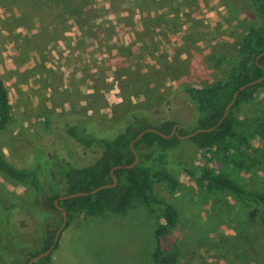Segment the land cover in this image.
Instances as JSON below:
<instances>
[{
	"label": "rangeland",
	"instance_id": "1",
	"mask_svg": "<svg viewBox=\"0 0 264 264\" xmlns=\"http://www.w3.org/2000/svg\"><path fill=\"white\" fill-rule=\"evenodd\" d=\"M256 24L261 19L248 0H0V75L12 114L0 131V154L15 168L35 170L52 195L65 163L91 165L102 148L82 146L47 121L99 138L114 137L134 113L153 125L172 120L192 128L197 111L185 87L223 79ZM261 114L264 85L237 116L251 122ZM254 144L263 158L253 171L217 168L259 193L264 142ZM166 161L180 186L172 194L155 187L178 213L162 244L177 247L180 263L264 264L260 206L198 188L194 177L206 165L190 141L166 150ZM160 213L134 204L122 213L78 216L62 229L51 264H153ZM61 220L31 186L0 173V264H23Z\"/></svg>",
	"mask_w": 264,
	"mask_h": 264
},
{
	"label": "trees",
	"instance_id": "2",
	"mask_svg": "<svg viewBox=\"0 0 264 264\" xmlns=\"http://www.w3.org/2000/svg\"><path fill=\"white\" fill-rule=\"evenodd\" d=\"M248 1L261 19V24L248 27L242 41L237 45L238 57L228 60L229 67L223 79L210 85L185 87V94L196 107L197 118L192 128H181L179 135H188L198 129L216 126L226 106L233 99L234 93L241 86L263 76L264 0ZM263 85L264 81L240 91L226 117L216 129L197 133L186 140L202 152V159L206 165L194 177L198 188L210 194L228 195L243 203L256 202L264 218V192H246L228 172L217 168V166L226 167L231 173L239 174L251 172L260 165L263 156L254 143L258 140L264 142V115H258L248 122L240 120L237 113L240 105L249 102ZM11 121L9 94L0 75V131L5 130ZM87 124L92 125L89 121ZM46 125L60 128L82 146L100 145L102 148L100 156L91 165L83 167L65 163L61 170L62 184L52 195L43 187L35 170L15 168L1 154L0 173L10 180L31 186L40 195L41 203L52 211H59L54 204L57 200L58 205L66 212V227L81 215L96 217L108 211L122 213L134 204L160 207L161 221L154 232L156 246L153 252V264H181L177 247L174 245L165 247L162 244L176 228L178 213L173 204L165 201L155 190L156 186H162L172 194L180 186L177 175L166 168V150L177 147L183 142L176 135L170 136L176 125L175 122L164 120L153 125L144 114L134 113L122 121L121 130L114 137L108 138L84 135L79 132L77 126L59 120L47 121ZM146 129L154 131L146 132L132 144L139 159L136 165L127 168L126 166L134 161L130 143ZM184 169L189 176H193L189 168L184 167ZM113 178L116 179L113 187L102 188L93 194L59 200L62 196L80 192L89 193L100 186L110 185L113 183ZM61 224L62 220L55 230L43 237L38 249L29 252L23 264L51 247H53L52 251L57 248L58 242L55 243L54 240ZM52 251L32 264H51Z\"/></svg>",
	"mask_w": 264,
	"mask_h": 264
},
{
	"label": "water",
	"instance_id": "3",
	"mask_svg": "<svg viewBox=\"0 0 264 264\" xmlns=\"http://www.w3.org/2000/svg\"><path fill=\"white\" fill-rule=\"evenodd\" d=\"M260 56H261V55H260ZM262 81H264V74H263L262 77H260V78H258V79H256V80H254V81H251V82H249L248 84H246V85H244V86H241V87H240V88L234 93V95H233V99H232L231 102L226 106L225 111H224V113H223V116H222L221 120L217 123L216 126H214V127H212V128H209V129H198V130H196L195 132H193V133H191V134H188V135H179L178 132H179V130H180V127L177 126V125H175V126L173 127V130H172L170 136L176 135L180 140H186V139H189V138L195 136L197 133H201V132H211V131H213L214 129H216V127H217L218 125L221 124V122L223 121V119L226 117L227 112H228V110L230 109V107L234 104V102H235V100H236V98H237V96H238V93H239L240 91L245 90V89L248 88L249 86H253V85H256V84H258V83H261ZM150 131H154V130H153V129H146V130L142 131V132H141V133H140V134H139V135H138V136H137V137H136V138L130 143V148H131V150H132L133 153H134V161H133L131 164L127 165V166H126L127 168H130V167H133L134 165H136L137 162H138V159H139V158H138V154H137L136 151L133 149L132 144H133L135 141H137V140H138L143 134H145L146 132H150ZM161 135H162V134H161ZM162 136H163V137H166V136H164V135H162ZM170 136H169V137H170ZM115 183H116V179L113 178V183L110 184V185L100 186V187H98V188H96V189L90 191L89 193L80 192V193H74V194H70V195L62 196V197L59 198V200H65V199H68V198H74V197H77V196H84V195H87V194H93V193H96L97 191H99V190L102 189V188L113 187V186L115 185ZM54 204H55V207L60 211L61 216H62V224H61V226L59 227V229L56 231V234H55V240H54V242L56 243V242L58 241V237H59V235H60L62 229H63V228L66 226V224H67V215H66V212L64 211V209L58 205L57 200L54 201ZM52 248H53V247H51L50 249H48V250L45 251L44 253H41V254H39V255H37V256H35V257L30 258L29 261H28L26 264H32L33 262L37 261L39 258L48 255V254L52 251Z\"/></svg>",
	"mask_w": 264,
	"mask_h": 264
}]
</instances>
